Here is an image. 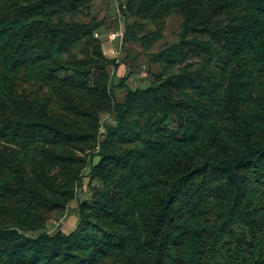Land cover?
<instances>
[{"label": "trees", "instance_id": "16d2710c", "mask_svg": "<svg viewBox=\"0 0 264 264\" xmlns=\"http://www.w3.org/2000/svg\"><path fill=\"white\" fill-rule=\"evenodd\" d=\"M98 1L0 0V264H264V0Z\"/></svg>", "mask_w": 264, "mask_h": 264}, {"label": "rangeland", "instance_id": "374dc122", "mask_svg": "<svg viewBox=\"0 0 264 264\" xmlns=\"http://www.w3.org/2000/svg\"><path fill=\"white\" fill-rule=\"evenodd\" d=\"M96 11H99V15L102 18H107L106 23L107 26H114L115 27V20L116 18V8H117V3L116 2H111L110 4H107V1H103V0H99L96 3ZM108 8L111 9V11L108 10ZM179 22L177 20H171L169 22L168 25V29H167V35L170 36L171 33H176L177 29H178V25ZM118 27L119 31H110L109 34V40L106 41L103 44V51H104V55H106L109 58H119L120 56V46H121V41L120 38L121 37H116L115 40L111 39V35L112 34H117L120 32V30L123 29V22L121 20L118 21V25L116 26ZM126 73V69L124 66H121V68L117 71L116 76L117 77H122L124 76ZM142 76H144V74H142ZM76 203L73 202L72 204H70L68 211L66 213V216L63 220H61L60 222V226L61 228L66 231H72L75 227L76 224Z\"/></svg>", "mask_w": 264, "mask_h": 264}, {"label": "built area", "instance_id": "2783aa9c", "mask_svg": "<svg viewBox=\"0 0 264 264\" xmlns=\"http://www.w3.org/2000/svg\"><path fill=\"white\" fill-rule=\"evenodd\" d=\"M116 37H121V34H120V33H117V34H112V35H111V39H112V40H115Z\"/></svg>", "mask_w": 264, "mask_h": 264}]
</instances>
